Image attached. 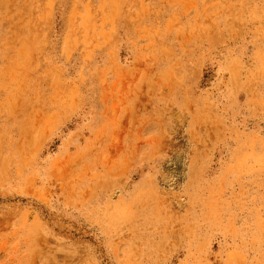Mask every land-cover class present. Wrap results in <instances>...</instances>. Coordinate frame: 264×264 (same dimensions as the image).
Returning a JSON list of instances; mask_svg holds the SVG:
<instances>
[{
    "label": "rangeland",
    "instance_id": "rangeland-1",
    "mask_svg": "<svg viewBox=\"0 0 264 264\" xmlns=\"http://www.w3.org/2000/svg\"><path fill=\"white\" fill-rule=\"evenodd\" d=\"M0 264H264V0H0Z\"/></svg>",
    "mask_w": 264,
    "mask_h": 264
}]
</instances>
